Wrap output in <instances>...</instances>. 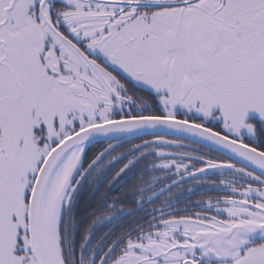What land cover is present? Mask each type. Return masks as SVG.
I'll list each match as a JSON object with an SVG mask.
<instances>
[{
  "label": "snow or ice",
  "instance_id": "obj_1",
  "mask_svg": "<svg viewBox=\"0 0 264 264\" xmlns=\"http://www.w3.org/2000/svg\"><path fill=\"white\" fill-rule=\"evenodd\" d=\"M0 264H264V0H0Z\"/></svg>",
  "mask_w": 264,
  "mask_h": 264
},
{
  "label": "flooded vegetation",
  "instance_id": "obj_2",
  "mask_svg": "<svg viewBox=\"0 0 264 264\" xmlns=\"http://www.w3.org/2000/svg\"><path fill=\"white\" fill-rule=\"evenodd\" d=\"M169 138H172V137H169ZM191 147H193V149L199 148L201 150V152L208 151L207 148L199 147L198 144L197 145L192 144ZM193 149H191V151ZM173 150L175 151V149H173ZM212 158H214V159L219 158L221 160H227V158L225 156L221 155L220 153H216V152H212ZM197 166L199 167L200 165H197ZM228 178H230V175L228 173L221 174L219 171H212V172H209L207 174H204V175L198 177V179L201 181H209V182L216 181L217 183L221 179H228ZM193 183L194 182H192V181H188V184L183 186V187H187V189L191 188V187H193ZM202 187L204 188L203 191H197L194 194H185V197L182 200L180 206L182 207L184 203H191L193 201L206 199L209 196L215 197V196L223 194L222 192H219L216 190H208L207 185H203Z\"/></svg>",
  "mask_w": 264,
  "mask_h": 264
},
{
  "label": "trees",
  "instance_id": "obj_3",
  "mask_svg": "<svg viewBox=\"0 0 264 264\" xmlns=\"http://www.w3.org/2000/svg\"><path fill=\"white\" fill-rule=\"evenodd\" d=\"M134 143H138V141H133ZM186 143H188L187 141H186ZM198 146L199 147H203V146H201V145H199L198 144ZM101 146L100 145H93L91 148H89V150H88V155L89 156H91L95 151H97L99 148H100ZM205 148V147H204ZM191 149H193V147H191V148H189V149H187V150H190L191 151ZM228 159V158H227ZM188 184V181H186L184 184H183V186H185V185H187ZM124 182H122L121 183V185L119 186V187H117L116 189H115V191H113L112 193H110V195H113V196H116V195H120L121 194V191H122V189L124 188ZM182 186V187H183ZM183 188H185V189H187V187H183ZM104 191V189L103 188H101V192H103ZM85 199H87V193H85ZM95 198H93V200H94ZM130 219V218H129ZM122 223H124V224H127V221H123ZM118 227V226H117Z\"/></svg>",
  "mask_w": 264,
  "mask_h": 264
},
{
  "label": "water",
  "instance_id": "obj_4",
  "mask_svg": "<svg viewBox=\"0 0 264 264\" xmlns=\"http://www.w3.org/2000/svg\"><path fill=\"white\" fill-rule=\"evenodd\" d=\"M197 145V144H196ZM200 145V144H199ZM201 146H203V145H201ZM204 147V146H203ZM216 153H220V152H216ZM221 155H223L222 153H220ZM223 156H225V155H223ZM226 158H228L227 156H225Z\"/></svg>",
  "mask_w": 264,
  "mask_h": 264
},
{
  "label": "rangeland",
  "instance_id": "obj_5",
  "mask_svg": "<svg viewBox=\"0 0 264 264\" xmlns=\"http://www.w3.org/2000/svg\"><path fill=\"white\" fill-rule=\"evenodd\" d=\"M183 150H187V149H183ZM187 151H190V150H187Z\"/></svg>",
  "mask_w": 264,
  "mask_h": 264
}]
</instances>
